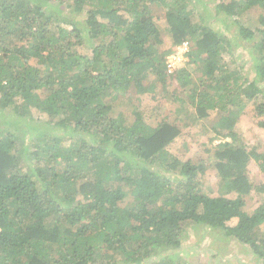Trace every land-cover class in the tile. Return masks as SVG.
I'll list each match as a JSON object with an SVG mask.
<instances>
[{
	"label": "trees",
	"instance_id": "1",
	"mask_svg": "<svg viewBox=\"0 0 264 264\" xmlns=\"http://www.w3.org/2000/svg\"><path fill=\"white\" fill-rule=\"evenodd\" d=\"M196 1L0 0V264H205L175 256L193 224L264 264V197L247 209L253 191L264 194L248 172L253 160L264 172V150L239 137L231 113L264 116V0H216L203 14ZM230 18L243 40L226 34ZM185 40L189 60L170 74L166 58ZM238 44L249 72L229 59ZM171 76L174 121L150 124L144 106L131 121L117 111L124 97L155 98ZM213 110L206 146L219 195L203 186L210 163L170 151L188 118Z\"/></svg>",
	"mask_w": 264,
	"mask_h": 264
},
{
	"label": "rangeland",
	"instance_id": "2",
	"mask_svg": "<svg viewBox=\"0 0 264 264\" xmlns=\"http://www.w3.org/2000/svg\"><path fill=\"white\" fill-rule=\"evenodd\" d=\"M198 0L196 1V3ZM207 2V6H205ZM216 0H204L201 4L199 2L197 6V13L203 14L205 9L209 12L210 8H213L216 4ZM56 4V3H55ZM212 10V9H211ZM210 10V11H211ZM213 11V10H212ZM207 13V12H206ZM234 18L228 20L231 32L227 31L226 34L233 40H243L238 36L236 25L233 22ZM242 21L246 20L245 15L241 18ZM158 25L162 30L164 39L166 40V47L171 45V32L166 29L164 20L158 18ZM214 27L221 26V23L216 21L213 24ZM220 30L223 28L219 27ZM247 48V47H246ZM243 47L242 44H238L235 47L234 55L229 57L233 59L235 57L236 63L244 64V69L249 72L253 61L252 55L249 51ZM185 66V65H184ZM187 68L192 72L193 77L197 79L200 75L196 65H187ZM167 85L164 87L162 83L158 82L155 85L153 93L155 98H152V94L142 95L141 101L133 100L132 98H122L116 101V109L124 116H127L128 120H133L132 111L136 107L144 106V117L147 122L153 124L158 122L165 116H169L170 120L174 121L176 117H180V114L176 112V102L174 95L180 89L178 81L175 76H171L167 79ZM186 93L179 94L180 97L185 96ZM5 111H2V113ZM210 116L204 120L193 121V116L185 122L187 124L182 127L181 136L170 146V151L179 153L186 158L191 159H204L208 165L205 174L203 175V186L207 193L212 195H219V186L221 181L217 178V169L215 168V159H211V153L207 150L206 144L208 143V137L212 133V124L218 117L216 110L209 111ZM8 113V111H7ZM236 119L234 130L238 132L239 137L246 142L250 148H256L257 151L264 150V126H261L258 122L264 121V116L257 118L254 116V108L249 106L244 111H239L233 108L231 112ZM33 118L38 124H44L46 117L44 114L34 110L32 114ZM40 121V122H39ZM225 129L223 133L227 132ZM32 132L35 134L39 130L34 129ZM226 139L231 140L230 137ZM215 144L219 143V140L214 141ZM249 176L254 184H264V172L260 170L258 164L253 160L249 164L248 168ZM232 193L230 194V196ZM264 194H260L253 191L251 197L248 199V210H253L258 206L263 199ZM209 227L200 224H193L188 227L183 238V243L175 252L176 257H181L190 263H205V264H261V262L255 257L254 253L248 245H243L234 238L226 237L223 233H217L215 236L209 233ZM166 253V252H165Z\"/></svg>",
	"mask_w": 264,
	"mask_h": 264
},
{
	"label": "built area",
	"instance_id": "3",
	"mask_svg": "<svg viewBox=\"0 0 264 264\" xmlns=\"http://www.w3.org/2000/svg\"><path fill=\"white\" fill-rule=\"evenodd\" d=\"M191 50V42L188 40L183 41L176 46L175 50L171 52L166 58L167 71L173 73L183 63L189 60V52Z\"/></svg>",
	"mask_w": 264,
	"mask_h": 264
}]
</instances>
